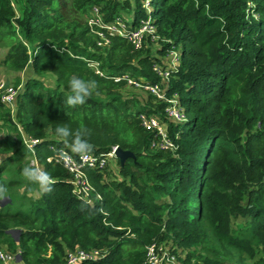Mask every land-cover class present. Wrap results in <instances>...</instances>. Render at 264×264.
<instances>
[{
  "label": "trees",
  "instance_id": "obj_1",
  "mask_svg": "<svg viewBox=\"0 0 264 264\" xmlns=\"http://www.w3.org/2000/svg\"><path fill=\"white\" fill-rule=\"evenodd\" d=\"M96 5L107 23L126 16L136 27L149 15L142 0H0V66L31 71L15 77L23 83L15 115L0 99V132L10 131L0 137V186L10 198L0 209V246L19 252L11 264H62L80 247L104 254L81 264H145L148 246L165 239L184 264H264V0H153L157 53L154 43L135 51L119 34L100 46L87 20ZM171 50L179 62L167 93L178 94L183 122L146 90V99L125 96L128 82L117 80L161 82L153 66L171 67ZM73 75L98 82L75 108L64 103ZM142 113L166 126L175 152L152 148ZM19 126L39 139L34 153ZM58 126L87 128L93 153L117 145L135 154L118 179L88 169L101 200L77 197L63 164L47 160L51 146L65 147L51 139ZM28 156L56 181L38 198L30 194L39 186L21 174ZM14 163L17 173L14 166L4 179ZM16 228L18 239L9 232Z\"/></svg>",
  "mask_w": 264,
  "mask_h": 264
},
{
  "label": "built area",
  "instance_id": "obj_2",
  "mask_svg": "<svg viewBox=\"0 0 264 264\" xmlns=\"http://www.w3.org/2000/svg\"><path fill=\"white\" fill-rule=\"evenodd\" d=\"M152 1L153 0H142V5L149 15L146 18L140 19L136 27H133V25L128 22L129 18L127 19L124 16H119L114 21L107 23L103 19L101 7L97 5L94 6L87 20L92 31L94 30L95 34L99 36L98 44L100 46L108 45L111 40L109 35L112 36L116 34L126 37L135 51L143 49L145 46L149 45L148 43L151 41H157L160 36L154 18L150 14L152 11ZM167 55L172 59L171 67L164 68L159 63H155L153 66L154 71L161 76V82L152 83L145 79L130 77L127 74L118 77L117 80L124 78L127 80L129 86L146 90L155 97V100L166 102L164 110L167 116L172 121L183 122L187 119V113L179 102L178 94L175 93L173 96H168L167 93L169 80L172 72L177 69L176 63L179 62V57L175 50H171ZM93 65L96 67L98 73H102L97 68V64ZM19 92V87H16L5 78H0V99L10 107L12 115L16 113L15 103ZM140 118L147 129L155 132L156 137L152 141V148L171 150L173 152L178 149V144L172 139L166 126L157 117L142 113ZM258 126L260 127V124H258ZM19 130L22 133L25 146L34 153L35 146L39 142V139L25 133L21 126H19ZM51 148L54 150V154L49 156L47 160L49 162L63 164L67 169L70 174L69 181L72 185L73 193L91 204L97 199L101 200L102 196L96 191L88 174V169L100 171H104L106 168L108 169L110 160L117 157L115 153L117 145L113 146L108 152H92L86 157L75 155L64 146L58 147L53 145ZM62 150L66 153L65 158H61L59 155ZM31 159L34 161L33 165L43 168L36 157H31ZM103 255V252L99 248L85 249L80 247L75 250H69L62 264H81L84 260H95ZM18 258L19 252L12 253L0 246V259L4 264H10L15 260L17 261ZM183 258L184 253L177 249V246L172 240H156L148 246L145 264H184L182 261Z\"/></svg>",
  "mask_w": 264,
  "mask_h": 264
},
{
  "label": "clouds",
  "instance_id": "obj_3",
  "mask_svg": "<svg viewBox=\"0 0 264 264\" xmlns=\"http://www.w3.org/2000/svg\"><path fill=\"white\" fill-rule=\"evenodd\" d=\"M97 88V81L73 75L69 80V91L65 94L64 103L72 108L82 106L87 102V99L93 95ZM88 137V130L83 126L75 130L68 126H58L55 128V132L51 139L63 143L72 153L80 155L81 157H86L94 151V145L90 142ZM59 155L61 158L66 157V153H64L63 150ZM21 174L27 181L38 185L43 192H50L53 185L56 183L55 179L46 170L31 163L23 167ZM6 193L7 189L0 186V199H2Z\"/></svg>",
  "mask_w": 264,
  "mask_h": 264
},
{
  "label": "rangeland",
  "instance_id": "obj_4",
  "mask_svg": "<svg viewBox=\"0 0 264 264\" xmlns=\"http://www.w3.org/2000/svg\"><path fill=\"white\" fill-rule=\"evenodd\" d=\"M124 17H126V16H124ZM127 18V17H126ZM128 19V18H127ZM151 43H154L153 44V47L152 48H154L153 50H152V52L153 53H157V50L159 49V48H161L162 47V44L161 43H157V41H155V42H149L148 44V46H150L151 45ZM5 51H6V47H0V60L2 59V57H3V55H4V53H5ZM92 66H93V64H92ZM9 69L7 68V67H3V66H0V78H5V79H7L10 83H12V84H15V86L16 87H19V91L21 90V88H22V85H23V83H22V85H17L16 83H15V77L17 76V75H19V74H23V76H21L22 77V79H24V78H26V77H28L30 74H31V71H30V69H28L27 71H23L22 73L20 72V73H15V72H9L8 71ZM52 79V80H51ZM48 81H49V83H54L53 82V78L50 76V77H48ZM122 92L125 94V96H132V95H137V96H139V97H141V98H143V99H146V93L143 91V90H141V89H139V88H135V87H133V86H127L125 89H123L122 90ZM7 134H10V131L9 130H7V129H5V130H3L2 132H0V137H3V136H5V135H7ZM5 158V154H0V163H1V161L3 160ZM26 160H30V163L31 164H33L34 163V161L31 159V157L30 156H28L27 158H26ZM14 166H15V173H17V167H18V163H14L13 165H11V167L10 168H7L5 171H4V175H3V177H4V179H8L9 177H12L13 176V174L10 172V170L13 168L14 169ZM108 170V171H107ZM104 172H107L106 174L108 175V178H121V174H120V163H119V160H118V158L116 157V158H113V159H111L110 160V166H109V168L107 169H105V171ZM23 189H22V187L20 188V191H22ZM40 189L38 188V189H36L33 193H31L30 195L32 196V197H34V198H38L39 196H40V191H39ZM5 198H7V200L5 199ZM9 197L8 196H5V197H3L2 199H0V209H1V207L3 206V205H5L8 201H9ZM239 221H242V219H239ZM15 230H21V229H18V228H16ZM15 235H16V237H18V235H19V231H17V232H15L14 233ZM262 255V252H261V250H259V252H258V255H257V258H259L260 256ZM19 259V258H18ZM248 262H252L251 260H249Z\"/></svg>",
  "mask_w": 264,
  "mask_h": 264
},
{
  "label": "water",
  "instance_id": "obj_5",
  "mask_svg": "<svg viewBox=\"0 0 264 264\" xmlns=\"http://www.w3.org/2000/svg\"><path fill=\"white\" fill-rule=\"evenodd\" d=\"M115 153H116V155H117V157H118V159L120 161V165L121 166H124L129 158H134L135 157V154L131 150L123 149L120 146H117V149H116ZM5 199L7 200V198H5ZM17 231H19V230H15V229H10L9 230V232L12 233L13 235H15L14 233L17 232ZM16 238L18 239V237H16Z\"/></svg>",
  "mask_w": 264,
  "mask_h": 264
},
{
  "label": "crops",
  "instance_id": "obj_6",
  "mask_svg": "<svg viewBox=\"0 0 264 264\" xmlns=\"http://www.w3.org/2000/svg\"><path fill=\"white\" fill-rule=\"evenodd\" d=\"M22 73V72H21ZM21 76H23V74H20ZM25 79V78H24ZM4 249H5V247L4 246H2ZM11 264V263H10Z\"/></svg>",
  "mask_w": 264,
  "mask_h": 264
}]
</instances>
